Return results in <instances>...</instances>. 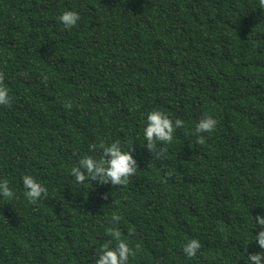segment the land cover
Here are the masks:
<instances>
[{
    "label": "trees",
    "instance_id": "obj_1",
    "mask_svg": "<svg viewBox=\"0 0 264 264\" xmlns=\"http://www.w3.org/2000/svg\"><path fill=\"white\" fill-rule=\"evenodd\" d=\"M64 11L79 13L75 27ZM0 72L12 98L0 106V180L15 193L0 196V264H95L114 212L122 239L141 246L128 264H251L264 252L258 0H0ZM153 109L184 121L158 144L163 159L144 146ZM206 114L218 123L200 145ZM117 139L136 149L127 185L77 183L71 168L102 154L89 145ZM26 174L47 198L27 201Z\"/></svg>",
    "mask_w": 264,
    "mask_h": 264
},
{
    "label": "clouds",
    "instance_id": "obj_2",
    "mask_svg": "<svg viewBox=\"0 0 264 264\" xmlns=\"http://www.w3.org/2000/svg\"><path fill=\"white\" fill-rule=\"evenodd\" d=\"M260 9L264 10V0H258ZM58 20L63 24L65 29H71L77 25L80 20L79 13L76 11H64ZM21 75H23L21 73ZM47 80V77H44ZM12 98L9 95V90L5 85V74L0 72V106L10 107ZM66 108L71 109L72 104L66 103ZM147 124L144 128V137L146 143L144 146L151 152L152 158L163 159L167 154V147H158V144H171L174 138V133L177 129L184 127V121L180 118L174 121L169 116L159 109H153L147 115ZM217 120L211 115L203 116L196 124L195 132L197 134V144L203 145L206 142V137L202 133H211L217 126ZM133 142H129L127 150H123L120 141L117 139L110 144L104 141L99 144H90L89 151L96 152L101 150L99 159L92 155H85L78 164L71 168L70 174L79 184L87 182H98L100 184L110 183L112 186H125L129 182V178L138 170L137 160L133 157L135 148L132 147ZM167 178H171L173 173L168 171L165 173ZM23 187L26 190L24 195L27 201L31 204L37 203L42 198H47V188L38 182L32 175L26 174L22 177ZM0 196L6 199H11L15 193L9 186L7 179L0 180ZM108 198L105 194L104 199ZM121 216L113 213L111 217V227L106 229V234L115 241V246L112 240L106 241L100 246L97 252L95 264H128L129 257H135L141 250V246L137 244L135 248L131 247L127 241L122 239V233L117 227L121 220ZM256 225H259L261 230L255 235V241L258 242L260 248L264 249V216L257 215L255 217ZM201 248L198 239L188 240L183 252L189 258H194ZM246 251V250H245ZM247 259L251 264H264V252L249 254Z\"/></svg>",
    "mask_w": 264,
    "mask_h": 264
}]
</instances>
